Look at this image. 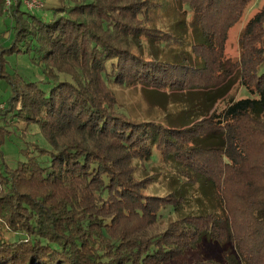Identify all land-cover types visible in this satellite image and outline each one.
<instances>
[{
    "label": "trees",
    "instance_id": "1",
    "mask_svg": "<svg viewBox=\"0 0 264 264\" xmlns=\"http://www.w3.org/2000/svg\"><path fill=\"white\" fill-rule=\"evenodd\" d=\"M5 1L0 264H170L207 240L221 259L178 264H264V4L232 60L227 32L252 0H55L45 17ZM169 9L184 32L156 24ZM31 51L47 89L7 71L8 55ZM111 84L175 109L140 121ZM234 86L246 97L218 110ZM31 124L48 147L26 143L9 165L8 128Z\"/></svg>",
    "mask_w": 264,
    "mask_h": 264
},
{
    "label": "rangeland",
    "instance_id": "2",
    "mask_svg": "<svg viewBox=\"0 0 264 264\" xmlns=\"http://www.w3.org/2000/svg\"><path fill=\"white\" fill-rule=\"evenodd\" d=\"M24 4L22 8L25 10H29L31 12L36 13L38 16H51V8L50 6H54L57 4L55 0H21ZM10 0H6L5 3L9 4ZM264 4V0H252L246 7L243 15L241 16L240 20L229 27L227 32V39L224 45V54L226 57L231 58L232 60H237L240 56V47H239V35L248 21L249 18L253 16V14ZM159 13V14H157ZM153 13V16L156 19V24L158 26H162L165 30H169L171 32H184L182 30L183 24L178 26L175 25V21L181 17L180 15L177 16L176 12L172 9H169L165 12H157ZM157 15V16H156ZM190 20V16H187L185 21L188 22ZM184 23V25H185ZM175 27V28H173ZM173 28V29H172ZM177 28V29H176ZM179 30V31H177ZM186 30V29H185ZM188 37H191L190 33H187V40ZM14 38L12 32V23L7 14L0 17V45L8 46ZM135 43H137L135 41ZM144 52H147L146 48H143ZM162 50V49H161ZM164 53V52H163ZM163 54L166 57L169 55ZM7 64L8 68L7 71L9 74H18L21 78L25 81L29 82H36L41 85L43 88H48V78L44 75L42 68L38 66L35 61V54L31 52L27 53H20L16 55L15 53L7 56ZM38 62V61H37ZM60 81H70V76L67 74H59ZM230 84V89H231ZM111 91L113 92L117 102H119L127 111V113L131 114L132 117L138 120H148L152 119L155 121H161L164 119L166 112L175 109V106L168 107L167 111L165 109H161L156 106H151L145 99L147 94L148 88L144 89L141 85H129V86H122L119 84H111L110 86ZM11 85L8 83L6 78H0V112L4 107V103L7 99L11 96ZM247 93L244 89L240 88L239 86H234L232 90L227 95L226 99L221 100L217 103L216 107L218 110L223 109L227 101L231 98L237 99L238 97H246ZM14 123L11 120V116L0 115V126L3 123ZM12 128V127H11ZM8 128L10 133H7L2 140L1 147L5 156L6 162L11 166L16 164V161L21 159L20 149L23 148L26 143L35 142L37 145L48 147V143L44 139V137L39 133V129L37 125L31 124L28 127H24V125H17V128L13 126V128ZM23 130H25L24 134L22 135ZM158 157L159 154H157ZM157 161V158H155ZM160 159V158H159ZM158 162V161H157ZM157 164V163H155ZM154 164V165H155ZM153 165V166H154ZM158 165V164H157ZM145 174V171L142 172ZM148 173V172H147ZM162 178V176L160 177ZM164 219L167 220L170 216V213H164ZM171 218V217H170ZM223 247L219 246L215 242L212 241H202L196 249L190 250L186 252L184 255L174 259L170 264H178L183 263L185 261H196L200 258H215L221 259L223 253Z\"/></svg>",
    "mask_w": 264,
    "mask_h": 264
}]
</instances>
